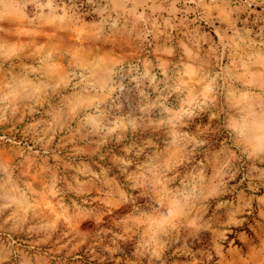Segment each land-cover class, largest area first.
<instances>
[{"label": "rangeland", "instance_id": "rangeland-1", "mask_svg": "<svg viewBox=\"0 0 264 264\" xmlns=\"http://www.w3.org/2000/svg\"><path fill=\"white\" fill-rule=\"evenodd\" d=\"M0 264H264V0H0Z\"/></svg>", "mask_w": 264, "mask_h": 264}, {"label": "trees", "instance_id": "trees-1", "mask_svg": "<svg viewBox=\"0 0 264 264\" xmlns=\"http://www.w3.org/2000/svg\"><path fill=\"white\" fill-rule=\"evenodd\" d=\"M238 244V243H237Z\"/></svg>", "mask_w": 264, "mask_h": 264}]
</instances>
